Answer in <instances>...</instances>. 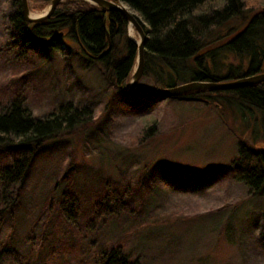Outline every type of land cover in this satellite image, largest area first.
Returning a JSON list of instances; mask_svg holds the SVG:
<instances>
[{
  "label": "rangeland",
  "instance_id": "374dc122",
  "mask_svg": "<svg viewBox=\"0 0 264 264\" xmlns=\"http://www.w3.org/2000/svg\"><path fill=\"white\" fill-rule=\"evenodd\" d=\"M122 3L138 16L143 28L148 26L140 13ZM247 3L256 7L250 16L264 11V0ZM29 4L31 15L42 16L49 9L35 10ZM216 6L211 0L201 10ZM10 7V0H0V47L4 49L11 42L7 20ZM247 21L233 18L214 30L210 42L212 58L221 68L215 67L212 71L221 78L226 79L240 66L244 72L249 68L252 56L246 54L253 51L257 40L254 38L262 36L263 31L248 35V42L227 44L233 34L245 28ZM128 35L139 43L140 36L130 24ZM69 44L73 56L67 61L63 51ZM261 46L263 43L260 51L258 47L259 55L264 52ZM78 52L75 44L65 40L58 44L56 51H51L49 62L28 52L27 70L22 69L24 63L22 66L8 63L15 51L0 58V91L8 94L21 89L26 79L22 76L36 69L34 90L41 96L33 106L35 116L44 117L67 102L82 106L86 88L100 96L90 99L95 111L92 125L71 135L63 131L48 143L51 149L36 158L22 187L20 209L15 216L5 219L0 247L9 244L29 257L31 264H96L101 252L117 246L126 247L125 253L140 264H264V195L253 197L254 189L237 179L233 170L243 145L264 149V112H241L233 108L222 114L215 104L165 101L164 119L157 123L151 139L133 147L125 135L137 129V126L133 129L132 123L114 126L110 137L96 133L108 119L106 105L112 108L114 100L108 95L106 99L101 97L104 85L98 72L100 65L87 69L76 57ZM210 64L215 66L213 62ZM132 111L133 107L129 112ZM119 118L123 116L117 113L115 120ZM156 165L187 173L212 171L218 174L213 178L217 184L201 188L196 180L187 179L177 181L174 186L161 184L157 190L151 188L143 195L132 188L134 200L130 208L118 219L109 221L94 237L87 231L72 230L56 205L49 210L45 207L49 193H53L54 204L63 194V177L70 167L80 171L76 183L80 187L79 196L85 200V189H90L92 183L113 188L118 183L129 182L135 188ZM41 223L49 225L46 229L55 226L48 233L43 231ZM56 230L59 235L51 243L57 251L51 257L48 248L43 246V239ZM63 246H71L75 253L62 252Z\"/></svg>",
  "mask_w": 264,
  "mask_h": 264
},
{
  "label": "trees",
  "instance_id": "16d2710c",
  "mask_svg": "<svg viewBox=\"0 0 264 264\" xmlns=\"http://www.w3.org/2000/svg\"><path fill=\"white\" fill-rule=\"evenodd\" d=\"M52 1L29 0V3L33 9L41 11L49 7ZM110 1H123L140 13L148 25L144 27L147 35L145 70L136 88L138 93L195 81L239 80L264 72V52L258 54L261 43H263L261 47L264 48V11L250 16V12H254L256 7L250 6L247 3L249 0H214L217 8L207 11H202L201 7L211 0ZM10 4L7 20L10 23L11 42L5 49L0 47L1 59H4L3 54L9 55L11 51H15L8 63L18 66L24 63L22 69H25L30 64L27 54L32 52L43 62H49L51 51H56L58 44L65 40L77 46L79 52L76 53V57L84 62L87 69H94L100 65L97 71L100 72L104 85L101 88V97L106 99L105 96L108 95L114 100L112 108L109 109L106 105L109 115L104 126L96 131L100 135L110 137L114 126L129 122L132 123L133 129L137 126V129L125 133L131 145L136 147L148 142L152 132L156 131L157 123H162L164 119L162 104L165 101L187 105L215 104L222 114L233 108H239L241 112L247 110L264 112V82L230 91L198 90L168 99L130 96L129 85L137 68V44L129 37L128 22L120 13L105 11L83 0H68L56 8L50 19L30 23L24 18L22 0H10ZM237 17L248 19L247 24L241 31L233 34L227 44L248 42L247 36L258 33V30L263 31V35L254 38L257 40L254 41L253 51L250 50L246 54L248 57L252 56L248 70L244 72L240 66L224 79L212 71V68L220 69L221 66L212 58L210 42L217 27ZM58 33L63 34L62 38L48 45L47 41ZM108 35L112 41V49L99 59L97 57L109 46ZM63 54L67 61L73 56L70 44ZM234 55L238 58L235 53ZM211 62L215 64L214 67H211ZM25 70L23 73H26ZM30 71L25 76L21 73V76L26 78L23 79L21 89L12 90L11 94L0 91V236L6 217L15 216L20 209L22 187L38 155L50 150L48 143L57 139L63 131L71 135L92 125L95 111L91 100L100 98L94 95L96 92L86 88L82 95V106L76 107L72 102H67L44 117L35 116L33 106L35 108L41 94L34 90L36 69ZM18 74L19 71L16 75ZM42 84L40 83V86ZM100 102L106 103L105 100ZM131 107L132 113L129 112ZM116 109L123 118L115 120ZM129 116H133L134 119H130ZM242 147L233 166L235 177L254 189L253 197L263 196L264 149L246 145ZM79 173L76 167H70L63 177L65 182L63 194L54 204L53 193H49L46 198L48 204L46 203L45 207L49 210L56 205L63 221L72 230L87 231L86 233L93 237L97 236L109 221L118 219L130 208L131 201L134 200L131 196L132 188L143 195L151 188L152 191L157 190L161 184L174 186L177 181L184 182L187 179L196 180L203 188L202 186L206 187L208 184L213 185L216 180L213 178L218 175L212 171L187 173L168 166L156 165L135 188L129 182L118 183L113 188L95 182L90 189H85L87 199L83 200L79 196L80 187L76 183ZM41 224L43 231L48 233L49 229H54L55 226L51 225L46 229L49 225ZM57 235L59 234L56 230L43 239L46 243L43 246L48 248V255L51 257L57 251L51 240L55 241ZM61 249L66 254L75 253L71 246L69 248L63 246ZM125 251L124 246L105 249L100 253L96 264H140L131 259ZM0 264H31V260L6 244L0 247Z\"/></svg>",
  "mask_w": 264,
  "mask_h": 264
},
{
  "label": "water",
  "instance_id": "95a60500",
  "mask_svg": "<svg viewBox=\"0 0 264 264\" xmlns=\"http://www.w3.org/2000/svg\"><path fill=\"white\" fill-rule=\"evenodd\" d=\"M68 0H53L49 6L48 11L37 18L31 17V10H30V4L29 0H22L23 4V14L24 18L27 22L30 23H39L46 21L50 19L56 8L66 2ZM86 1L92 5H95L97 7H100L101 9L108 11V12H118L120 13L124 19L128 22V24L134 26V28L137 30L139 36H140V41L137 44V68L135 73L133 74L132 80L129 85V90L128 94L130 96H135V97H141V96H153V97H160L162 99H168L171 97H176L178 95H182L185 93L193 92V91H198V90H212V91H230L234 89H239L242 87L246 86H251V85H256L261 82H264V72L258 73L252 76H248L239 80H231V81H223V82H190L186 83L180 86L172 87V88H165V89H160V90H151L148 92L144 93H138L136 92V88L138 86V83L141 81L143 74H144V69H145V44L147 40V35L144 31V28L142 27L141 21L136 16V14H133L130 12V10L127 8V6L123 5L122 2H114L110 0H83ZM63 34L58 33L51 37L48 41L47 44L50 45L52 41L62 38ZM109 39V46L108 50L98 56L97 58H101L104 55L108 54L111 50L112 43L110 41V36L108 35ZM92 56V55H91Z\"/></svg>",
  "mask_w": 264,
  "mask_h": 264
},
{
  "label": "bare ground",
  "instance_id": "6f19581e",
  "mask_svg": "<svg viewBox=\"0 0 264 264\" xmlns=\"http://www.w3.org/2000/svg\"><path fill=\"white\" fill-rule=\"evenodd\" d=\"M31 17H33V18H37V17H40V16H37V15H33V14H32ZM110 41H111V38H110ZM108 42H109V39H108ZM111 43H112V41H111ZM111 49H112V47H111ZM107 50H108V48H107L104 52H106ZM110 51H111V50H110ZM104 52H103V53H104ZM103 53H102V54H103ZM144 70H145V69H144ZM175 87H176V86H175ZM171 88H172V87H171Z\"/></svg>",
  "mask_w": 264,
  "mask_h": 264
}]
</instances>
